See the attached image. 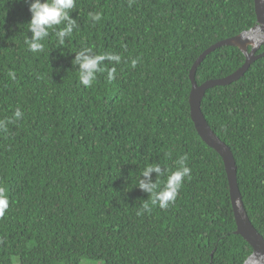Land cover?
Segmentation results:
<instances>
[{"label": "trees", "instance_id": "trees-1", "mask_svg": "<svg viewBox=\"0 0 264 264\" xmlns=\"http://www.w3.org/2000/svg\"><path fill=\"white\" fill-rule=\"evenodd\" d=\"M69 11L78 27L65 44L49 30L44 50L32 52L28 3L0 0V120L10 121L0 131L9 202L0 264H244L253 249L236 233L223 160L192 121L189 73L206 49L257 24L254 0H76ZM83 46L121 56L102 62L114 79L105 71L91 87L80 83L73 60ZM244 62L238 47H219L196 82ZM201 108L234 155L244 206L264 237V56L208 89ZM185 155L191 177L175 202L137 215L148 199L136 186L141 170L174 171Z\"/></svg>", "mask_w": 264, "mask_h": 264}, {"label": "clouds", "instance_id": "clouds-1", "mask_svg": "<svg viewBox=\"0 0 264 264\" xmlns=\"http://www.w3.org/2000/svg\"><path fill=\"white\" fill-rule=\"evenodd\" d=\"M26 2L31 14V19L27 23L31 36L25 40V43L32 52L44 50L43 41L49 37V30L53 31L57 43L63 46L66 38L70 37L74 29L78 27L76 19L70 15L69 11L75 7L76 0H26ZM88 15L93 22L101 19L99 13L90 12ZM75 53L73 65L78 66V79L85 87L92 86L98 73L106 71L108 80L115 78L116 68L104 67L102 62L107 60L110 64L113 62L119 64L121 61L119 54L107 52L97 54L90 46H83ZM135 65L136 60H133L132 66L135 67ZM9 75L15 78L14 73L10 72ZM14 116L16 119L22 116L19 108L16 109ZM8 122L10 121L0 120V131L7 132ZM186 161V155L180 157L176 161L177 167L174 171L167 168L162 171L158 163H149L141 170L136 186L148 193V199L144 200L141 208L137 210V215L143 212L150 213L156 206L167 208L170 203L175 202L183 179L191 177V168L187 166ZM152 172L157 173L155 181L152 180ZM8 206V199L3 189H0V216H3Z\"/></svg>", "mask_w": 264, "mask_h": 264}, {"label": "water", "instance_id": "water-1", "mask_svg": "<svg viewBox=\"0 0 264 264\" xmlns=\"http://www.w3.org/2000/svg\"><path fill=\"white\" fill-rule=\"evenodd\" d=\"M257 24L249 30L224 39L206 49L193 64L189 77L192 83L189 95L190 115L202 140L221 156L229 183L230 198L237 225L236 233L242 236L253 251L244 264H264V237L253 225L242 199L237 180V165L230 147L220 139L212 129L202 112V101L208 89L214 86L228 85L242 77L251 64L264 56V51L257 53L264 45V0H254ZM222 46L238 47L245 55L244 64L232 74L219 79L208 80L201 85L196 82L195 74L203 59L215 49Z\"/></svg>", "mask_w": 264, "mask_h": 264}, {"label": "rangeland", "instance_id": "rangeland-1", "mask_svg": "<svg viewBox=\"0 0 264 264\" xmlns=\"http://www.w3.org/2000/svg\"><path fill=\"white\" fill-rule=\"evenodd\" d=\"M79 264H103V262H95V261H86L83 260L82 262H80Z\"/></svg>", "mask_w": 264, "mask_h": 264}]
</instances>
